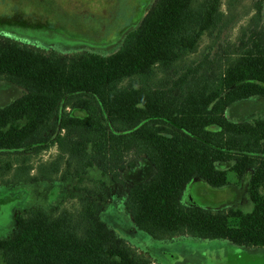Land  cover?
Wrapping results in <instances>:
<instances>
[{
  "label": "trees",
  "instance_id": "trees-1",
  "mask_svg": "<svg viewBox=\"0 0 264 264\" xmlns=\"http://www.w3.org/2000/svg\"><path fill=\"white\" fill-rule=\"evenodd\" d=\"M221 6L222 0H154L109 56L48 55L0 37V80L25 91L0 110V154L59 150L53 161L39 164L36 175L31 166L8 163L0 176L14 171L18 184L58 175L83 181L98 170L104 178L95 189L83 188L79 212L51 215L38 207L18 215L14 234L0 239L5 264H153L101 219L113 189L124 197L138 229L154 240L191 236L264 249V118L227 117L236 104L264 100L262 3L224 71H214L219 57L208 53L178 72L206 35L221 30ZM157 70L164 76L174 72L177 80L161 78L153 86ZM132 154L153 165L152 179L137 185L124 180L123 173L137 166L128 159ZM220 163L231 167L219 169ZM249 171L252 213H214L182 203L196 178L224 188L230 172L240 180Z\"/></svg>",
  "mask_w": 264,
  "mask_h": 264
},
{
  "label": "rangeland",
  "instance_id": "rangeland-1",
  "mask_svg": "<svg viewBox=\"0 0 264 264\" xmlns=\"http://www.w3.org/2000/svg\"><path fill=\"white\" fill-rule=\"evenodd\" d=\"M153 3L154 0H0V37L40 49L48 55L71 58L96 53L109 56L122 47L131 32L129 29L145 16ZM258 3L263 5L264 19V0H222L224 24L221 30L212 37L206 35L198 51L181 62L178 72L195 66L208 53L219 57L214 71H224L233 59L242 29L251 22ZM161 78L171 83L177 80L174 72L164 76L157 70L150 84L157 86ZM127 84L124 82L123 86ZM24 93L22 87L0 80V110L20 99ZM75 115L84 114L76 112ZM227 117L233 122L262 119L264 100L257 98L236 104L228 109ZM58 154V148L40 153L0 154V170H5L6 164L10 163L31 166L34 168L31 174L36 175L39 164L53 161ZM128 159L135 160L137 165L123 173L128 184L137 185L153 178L155 170L148 160L133 154ZM230 167V163L218 165L219 169L229 170ZM69 170L73 174L74 165ZM252 176L253 172L249 171L239 180L230 172V183L224 188H212L203 179L196 178L187 187L184 203L214 213L229 208L252 213L254 204L248 193ZM100 179L98 170L84 176L83 181L77 176L64 180L58 175L51 181L42 179L18 184L14 182V171L5 177L0 176V239L11 237L16 230V217L32 209L43 208L51 215H58L64 209L79 212L83 188L95 189ZM112 195V201L104 204L101 219L121 240L153 264H264V249L239 247L228 241L201 240L191 236L154 240L138 229L125 206L124 197L118 196L114 189ZM0 264H5L1 255Z\"/></svg>",
  "mask_w": 264,
  "mask_h": 264
},
{
  "label": "crops",
  "instance_id": "crops-1",
  "mask_svg": "<svg viewBox=\"0 0 264 264\" xmlns=\"http://www.w3.org/2000/svg\"><path fill=\"white\" fill-rule=\"evenodd\" d=\"M205 182H206V181H205ZM186 191H187V189H186ZM186 191H185V193H186ZM185 193H184V194H185ZM184 202H185V196H184L183 199H182V203H183L185 206H187ZM188 207H189V206H188Z\"/></svg>",
  "mask_w": 264,
  "mask_h": 264
}]
</instances>
